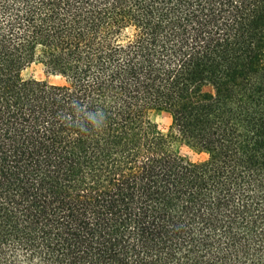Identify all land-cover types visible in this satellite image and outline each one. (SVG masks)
<instances>
[{"label":"trees","instance_id":"obj_1","mask_svg":"<svg viewBox=\"0 0 264 264\" xmlns=\"http://www.w3.org/2000/svg\"><path fill=\"white\" fill-rule=\"evenodd\" d=\"M0 264H264V0H0Z\"/></svg>","mask_w":264,"mask_h":264},{"label":"rangeland","instance_id":"obj_2","mask_svg":"<svg viewBox=\"0 0 264 264\" xmlns=\"http://www.w3.org/2000/svg\"><path fill=\"white\" fill-rule=\"evenodd\" d=\"M25 76L27 78H33L36 80H43V81H47V82L53 83V84H59L62 82L60 77L46 73L44 66L42 64H39V63H35V64L31 65L28 68V70L25 72ZM203 92L204 93H211L212 90L209 86H205L203 88ZM153 119L157 123L158 128L163 133L168 132L169 127L171 125V118H170L169 114H167L165 112L156 113L153 115ZM179 151H180V154L182 156H184L185 158H187L188 160H190L192 162H201V161H204L206 159L205 154L196 153L186 146L180 147Z\"/></svg>","mask_w":264,"mask_h":264}]
</instances>
